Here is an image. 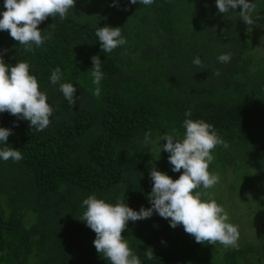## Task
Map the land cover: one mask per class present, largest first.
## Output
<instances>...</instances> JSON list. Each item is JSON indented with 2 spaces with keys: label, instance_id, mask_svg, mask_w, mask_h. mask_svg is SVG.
<instances>
[{
  "label": "trees",
  "instance_id": "obj_1",
  "mask_svg": "<svg viewBox=\"0 0 264 264\" xmlns=\"http://www.w3.org/2000/svg\"><path fill=\"white\" fill-rule=\"evenodd\" d=\"M248 2L256 5L253 25L241 21L240 7L220 14L216 0L149 6L115 0V7L114 0H76L66 19L49 17L38 26L50 38L32 52L0 32L5 63H28L54 109L41 132L0 113V128L13 132L7 146L23 156L0 159V264H110L81 221L82 201L95 195L113 206L150 208V169L173 180L183 171H171L169 154L159 146L166 143L163 135L183 138L185 119L212 125L229 145L211 153L208 171L219 182L195 191L227 209L228 222L238 226V249L198 244L155 212L129 221L122 236L141 264H264V0ZM3 5L0 0V13ZM104 26L121 27L126 40L111 53L101 51L95 36ZM228 53L229 62L218 61ZM92 56L102 61L99 96ZM57 67L61 79L52 85ZM60 83L77 89L75 105ZM146 133L153 141L148 145Z\"/></svg>",
  "mask_w": 264,
  "mask_h": 264
},
{
  "label": "clouds",
  "instance_id": "obj_2",
  "mask_svg": "<svg viewBox=\"0 0 264 264\" xmlns=\"http://www.w3.org/2000/svg\"><path fill=\"white\" fill-rule=\"evenodd\" d=\"M154 0H129L135 5L149 6ZM76 0H4L6 9L0 13V32L6 31L10 37L24 46L25 52L34 51L50 37L42 35L38 26L49 17L66 19L69 10H73ZM110 6H117L114 3ZM240 7L239 15L245 25H253L255 21L251 14L256 5L248 0H216V8L220 14L236 11ZM127 10V8H125ZM95 36L98 38L101 51L111 53L114 49L126 43L121 36V27L104 26L97 28ZM7 50H4L6 53ZM231 54L218 56V61L227 63ZM92 83L96 85L94 95H100V82L103 78L101 59L92 56ZM193 64L202 67L199 58ZM215 75L219 76L217 70ZM61 79V69L57 67L50 75V83L56 85ZM59 90L69 104L75 105L77 89L70 83H60ZM54 109L47 102V95L39 90L35 76L29 74V64L19 61L15 66L5 63L3 54H0V113H8L17 120L29 122L31 130L44 131L50 124V117ZM186 117L191 112H185ZM18 126V125H14ZM183 127L186 130L182 139L174 136L163 135L160 140L166 141L159 146L168 153V163L171 171L182 173L178 179L173 180L167 174L156 170L153 166L149 171L152 182L148 200L150 208L141 207L135 211L124 202L115 206L90 195L82 201L86 210L81 216V221L95 233L93 245L98 254H102L110 264H141L137 255L129 248L127 241L122 236L128 222L142 221L151 218L153 212L161 218L168 220L171 228L182 226L184 232L194 238L201 245L221 244L225 248L238 249V226L229 223V216L225 209L218 205L214 199H203L206 193L195 191L198 188L210 189L219 182V177L208 171L214 157L212 151L218 146L228 148L229 145L218 137L213 126L203 120L185 119ZM175 133V129L173 130ZM13 132L11 129L0 128V159L19 162L23 156L19 150L7 146V140ZM151 133H146L143 143H152ZM195 193V194H193ZM146 255L153 258L151 248Z\"/></svg>",
  "mask_w": 264,
  "mask_h": 264
},
{
  "label": "rangeland",
  "instance_id": "obj_3",
  "mask_svg": "<svg viewBox=\"0 0 264 264\" xmlns=\"http://www.w3.org/2000/svg\"><path fill=\"white\" fill-rule=\"evenodd\" d=\"M214 189H217V186H216V188H214ZM225 211L227 212V209L225 208ZM244 232V231H243Z\"/></svg>",
  "mask_w": 264,
  "mask_h": 264
}]
</instances>
